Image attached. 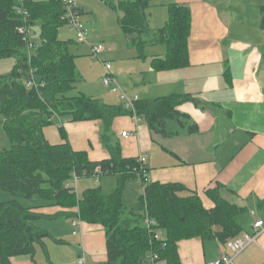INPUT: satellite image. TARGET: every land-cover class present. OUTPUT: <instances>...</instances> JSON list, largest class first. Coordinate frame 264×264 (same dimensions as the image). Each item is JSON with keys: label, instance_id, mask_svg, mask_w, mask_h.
<instances>
[{"label": "trees", "instance_id": "1", "mask_svg": "<svg viewBox=\"0 0 264 264\" xmlns=\"http://www.w3.org/2000/svg\"><path fill=\"white\" fill-rule=\"evenodd\" d=\"M24 1L28 24L37 31L41 41L30 61L16 30L20 20L12 10L15 0H0V61H14L9 74L0 76V116L10 141V148L0 152V189L15 197L37 196L65 211L45 216L21 206L16 200L0 202V264H11L12 258L20 256L33 258L35 246L43 247L46 239H52L47 231L33 224L43 219H75L101 226L106 240L104 264H152L147 257L150 252L158 255L159 262L180 264L177 253L180 241L217 239L225 245L241 236L237 218L244 209L224 200L219 184L205 192L212 204L206 208L195 193L181 184L148 182L140 174L137 160L122 157L118 144L108 146V159L92 162L86 153L72 151L67 142L53 146L44 139L42 129L52 124H60V135L66 139L62 119L99 120L104 126L102 141L107 145L113 120L132 113L123 104L108 105L85 94L64 96L76 80V71L68 42L58 34L63 25L61 5L58 0ZM100 1L121 13L119 29L124 36H131L129 45L141 57H145L146 46L164 47V56L150 59L153 71L188 66L190 12L186 7L169 4L165 24L151 32L146 27L147 11L156 0H124L116 4L111 0ZM260 14V27L264 30V5ZM29 68L35 71L38 92L24 84ZM199 102L190 94H172L153 100L139 99L134 107L136 115L144 118L151 132L167 135L169 125L182 118L177 108ZM193 131V127L187 128L188 133ZM96 169L101 171L97 178L117 177V185L109 194L102 193L100 188H91L77 199L64 189L72 174L78 179L94 177ZM137 178L142 182L143 194L133 207H127L122 202L125 183ZM75 208L76 213H68L67 209ZM145 218L156 224L151 232L144 225ZM156 231L164 233L163 241L153 239L152 232Z\"/></svg>", "mask_w": 264, "mask_h": 264}, {"label": "crops", "instance_id": "2", "mask_svg": "<svg viewBox=\"0 0 264 264\" xmlns=\"http://www.w3.org/2000/svg\"><path fill=\"white\" fill-rule=\"evenodd\" d=\"M111 1L113 4L120 2ZM171 3L186 7L190 12L188 66L156 72L149 65L148 70L129 73L128 87L134 88L132 93L140 100L190 94L199 99V104L180 105L177 111L182 118L169 125L167 135L151 132L142 117L134 124L130 116L113 120L107 145L102 141L104 126L99 120L71 122L62 119L66 139L60 135L58 124L44 127L42 135L53 146L67 142L72 151L86 153L92 162L108 159V146L118 144L122 157L145 160L148 182L181 184L195 193L206 208L212 204L205 192L219 184L222 198L244 209L237 218L241 234L251 232L254 218L264 222V30L260 27L264 0H156L148 9L146 27L149 31L163 27ZM78 7L84 14L83 6L78 4ZM118 22L119 19V28ZM115 28L112 24L103 29L95 22L89 27L87 36L119 38ZM130 39L131 36L121 35V42H127L126 48ZM146 47L149 52L146 57L164 56L163 46ZM114 76L118 79L115 72ZM98 100L113 105L103 98ZM121 104L120 101L115 105ZM189 127H193L192 133L187 132ZM122 132L131 135L122 137ZM114 177V186L101 181L99 188L105 189L102 193L109 194L116 187L117 177ZM137 183L132 180L125 184L122 202L127 207H133L143 194L141 185L140 196H136L133 204H126V189L137 187ZM27 208L45 216L65 211L44 201ZM62 220L76 230L72 226L75 219L45 220L52 221V227L39 229L51 236L59 235L58 231L63 228L55 230L54 224ZM79 227L80 257L85 261L87 256L94 264H104L107 255L102 227L82 222ZM160 234L165 236L162 231ZM177 253L180 264H207L221 254L231 255L226 245L217 239L200 238L178 242ZM10 263L33 264V260L20 256L12 258ZM231 264H264V233Z\"/></svg>", "mask_w": 264, "mask_h": 264}, {"label": "rangeland", "instance_id": "3", "mask_svg": "<svg viewBox=\"0 0 264 264\" xmlns=\"http://www.w3.org/2000/svg\"><path fill=\"white\" fill-rule=\"evenodd\" d=\"M76 2L84 8V14L81 12L80 20L85 25L87 32L89 31V27L94 25L95 22H98L103 29L110 28L113 24V27H116L115 29H117L120 37H97L96 35H91L89 33V43L94 45L101 44L104 48V51L98 58H93L89 53L90 51L88 46L84 43H80L76 34L67 25H62L58 34L61 40L68 42V52L73 57L76 71V80L64 96L73 97L79 94H86V96L96 99L103 98L105 101L113 105L117 104V102L120 103L121 100L118 99V97L120 98V94L112 93L109 89L102 85L101 81L105 75L104 64L106 63L111 65V73L113 75L114 72L117 74L118 86L124 90L128 96H134V93H132L134 88L128 87L130 79L129 73L134 71H145L146 69L148 70L150 58L145 55L149 54L147 47L144 49V58L140 56L135 47L129 45V41L127 48L125 46L127 42L125 44L121 42L122 34L117 26V21L121 16V13L118 11L103 4L100 0H76ZM165 14L167 18V12H165ZM33 31L35 39H37V31ZM13 64L14 61L12 59L0 61V76L9 74ZM9 148L10 141L5 134L2 125V117L0 116V152L8 150ZM132 180H137L138 183L137 187H128L126 189V195L124 198L126 200V204H133L138 198H136V196H140L141 194V180L137 178L130 179L128 181ZM101 181H103L104 184L108 185L109 183L110 186H114L115 177L110 175H103L98 178L81 177L76 182L77 190L75 196L79 199L85 190L94 188L95 186L96 188H99ZM102 190L104 191L105 189L102 187ZM12 200H16L21 206L26 208L36 206L38 203H43V201L37 196L28 199L15 197L11 193L0 189V202H8ZM75 210L77 211V208L67 209L68 213H76ZM51 223L52 221L40 220L34 221L33 224L37 228L45 227L49 229L53 225ZM54 225L55 230H58L59 228L63 229L58 231L60 232L59 235H53L52 239H46L43 247L38 245L35 246V254L32 258L33 264H78L82 246L80 235L78 233L73 235L72 232L76 230L70 228L69 224L64 220L58 221ZM43 248H45V250ZM85 264H94V261L85 256Z\"/></svg>", "mask_w": 264, "mask_h": 264}, {"label": "built area", "instance_id": "4", "mask_svg": "<svg viewBox=\"0 0 264 264\" xmlns=\"http://www.w3.org/2000/svg\"><path fill=\"white\" fill-rule=\"evenodd\" d=\"M61 5L62 15L60 20L63 24L67 25L75 34L80 43H84L89 48V53L93 58H98L99 55L104 51V48L101 44H91L89 43V38L87 36V30L85 25L80 20L81 10L78 7L76 0H58ZM24 0H15V3L12 7L14 13L18 16L20 23L17 26V33L21 36L22 41L25 44V51L30 61L33 52L35 51L36 46L41 42L38 37L35 39L34 31L29 26V14L26 10ZM104 71L105 75L102 78V85L109 89L111 92H118L120 94V100L125 109L131 111V120L136 124L139 121V117L135 113V102L139 100L137 96L130 97L128 96L119 86H118V79L111 73V65L109 63L104 64ZM35 71L32 68L28 70V77L24 80V84L28 88H34L36 91L38 89L37 83L34 78ZM38 92V91H37ZM60 125V124H59ZM58 125V126H59ZM130 132H122V137L130 136ZM137 163L139 165L140 174L143 178H146V169H145V160L141 157L136 158ZM136 172V170H135ZM101 171L99 169L95 170L94 177L97 178ZM78 178L75 174L71 175V179L64 183V189H66L70 194L76 195V182ZM250 215L254 217V212L251 211ZM80 221H72V226L76 228L74 234L78 233L80 230L79 227ZM144 225L147 229L154 227L156 224L154 221L150 220L149 218H145ZM264 233V222L260 219H253L251 224V232L243 233L241 236L228 241L225 245L227 249L230 251L231 255L221 254L215 260L207 263V264H231L233 259L241 254L246 248H248L252 244H256L259 237ZM153 239L156 241H163L164 237L161 236L160 231H156L155 233L152 232ZM149 261L152 264H157L159 262L158 255L154 253H149L147 255ZM78 264H85L84 258L79 257Z\"/></svg>", "mask_w": 264, "mask_h": 264}]
</instances>
